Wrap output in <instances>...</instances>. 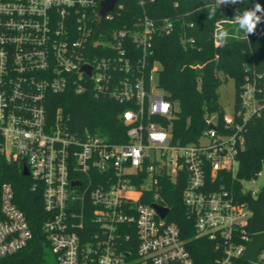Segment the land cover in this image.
<instances>
[{
  "label": "built area",
  "instance_id": "obj_1",
  "mask_svg": "<svg viewBox=\"0 0 264 264\" xmlns=\"http://www.w3.org/2000/svg\"><path fill=\"white\" fill-rule=\"evenodd\" d=\"M102 1L0 0L2 152L6 160L25 163L48 217L42 230L50 254L32 264H195L162 203L163 181L177 182L180 175L186 179L183 204L198 235L224 248L214 264H238L254 238L248 232L253 213L243 198L257 200L262 192L245 184L254 185L260 172L242 182L241 200L224 182L239 169L245 128L255 119L264 122V76H247L233 115L208 117L198 142L173 144L170 129L154 122L175 115L156 93L158 69L146 84L133 76L126 56L129 36L147 53L155 23L144 19L137 31L108 36L101 24L113 19L118 4L99 24ZM165 23L169 32L172 24ZM68 92L133 103L121 116L127 142L75 132L61 108L53 116V104ZM14 196L4 185L0 264L24 259L33 239ZM155 205L169 210L165 218ZM255 264H264V249Z\"/></svg>",
  "mask_w": 264,
  "mask_h": 264
},
{
  "label": "trees",
  "instance_id": "obj_2",
  "mask_svg": "<svg viewBox=\"0 0 264 264\" xmlns=\"http://www.w3.org/2000/svg\"><path fill=\"white\" fill-rule=\"evenodd\" d=\"M212 0H119L111 21H104L101 28L111 36L115 31H137L144 19L155 23L150 48L145 54L133 43L132 36L126 41V56L134 65V77L148 84L150 72L156 64L157 88L174 108L172 118H154L171 131L173 144L184 146L196 143L206 130V120L213 115H224L219 90L228 79L235 81L236 105H240L239 92L247 76L257 72L264 76V23L257 26L249 38H235L238 26L231 18L255 3L264 6V0H244L236 5H221L215 16L209 17ZM166 21L172 24L168 32ZM230 33L225 47H218L215 38L216 24ZM160 31V32H159ZM143 61L142 67L135 66ZM61 108L64 118L70 119L75 132H89L112 144L127 142V127L122 114L134 108L133 103L94 98L90 95L76 96L68 92L53 104L52 114ZM246 143L238 155V171L235 177L225 176V185L242 199V182L253 179L264 171V122L253 120L246 128ZM0 136V219L1 196L4 185L11 187L14 202L24 212L33 233L24 259L17 264L41 263L50 254V245L42 230L47 215L43 208L42 193L33 188L31 178L24 176L25 163L6 160L2 152ZM162 202L170 209L168 221L180 230L181 239L195 264H214L224 257V248L215 241L198 235L193 220L183 204L186 179L177 182L163 181ZM251 234V227L248 228ZM238 264H250L239 260Z\"/></svg>",
  "mask_w": 264,
  "mask_h": 264
},
{
  "label": "water",
  "instance_id": "obj_3",
  "mask_svg": "<svg viewBox=\"0 0 264 264\" xmlns=\"http://www.w3.org/2000/svg\"><path fill=\"white\" fill-rule=\"evenodd\" d=\"M118 2L119 0H103L101 2V9L98 12L99 24L102 23L107 15L114 12ZM86 70L89 72L88 69ZM24 176H29L26 167L24 168ZM243 201L247 203L253 213L251 218V231L254 234V238L247 247L244 253L245 255L242 256V260L250 264H255L260 252L264 249V189L257 200H253L251 196H246L243 198ZM154 208L157 214L162 218H165L169 211L167 208L159 205H155Z\"/></svg>",
  "mask_w": 264,
  "mask_h": 264
},
{
  "label": "clouds",
  "instance_id": "obj_4",
  "mask_svg": "<svg viewBox=\"0 0 264 264\" xmlns=\"http://www.w3.org/2000/svg\"><path fill=\"white\" fill-rule=\"evenodd\" d=\"M238 3H244V0H212L209 13V19L215 16L216 10L221 5H236ZM141 6H143V0H141ZM231 21L234 25L238 26L234 34L235 38H240L239 34H244L243 38H249L250 35H254L257 30V26L264 23V6L260 3H255L253 7L246 8L242 12L236 13ZM230 33L227 29L221 28L215 34V38L218 41V47H225L228 43ZM167 108V105H164Z\"/></svg>",
  "mask_w": 264,
  "mask_h": 264
},
{
  "label": "rangeland",
  "instance_id": "obj_5",
  "mask_svg": "<svg viewBox=\"0 0 264 264\" xmlns=\"http://www.w3.org/2000/svg\"><path fill=\"white\" fill-rule=\"evenodd\" d=\"M221 22H218L216 24V31L217 32L219 29L222 28L221 26ZM156 70L160 68V65L156 64L155 65ZM157 74H154L153 76V82L154 84L157 83ZM235 81H233L232 79H228L227 82L225 84H223V86L220 88L219 90V94H220V104H222V107L224 109V114L231 116L234 113V108H235V102H236V86H235ZM157 94H162L163 92L161 90H157L156 91ZM8 152H11L12 149L11 147L7 148ZM169 152V156H170ZM247 189L250 190H256V191H262L264 188V171L260 172V176L257 177V179L255 180L254 185L252 183H246L245 184Z\"/></svg>",
  "mask_w": 264,
  "mask_h": 264
}]
</instances>
